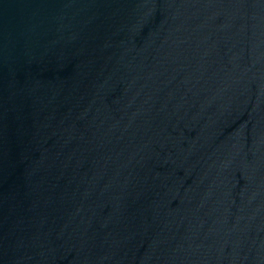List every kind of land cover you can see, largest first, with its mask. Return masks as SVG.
I'll return each instance as SVG.
<instances>
[{
    "label": "water",
    "instance_id": "obj_1",
    "mask_svg": "<svg viewBox=\"0 0 264 264\" xmlns=\"http://www.w3.org/2000/svg\"><path fill=\"white\" fill-rule=\"evenodd\" d=\"M0 264H264V0H0Z\"/></svg>",
    "mask_w": 264,
    "mask_h": 264
}]
</instances>
